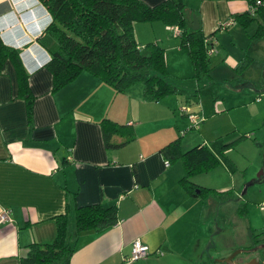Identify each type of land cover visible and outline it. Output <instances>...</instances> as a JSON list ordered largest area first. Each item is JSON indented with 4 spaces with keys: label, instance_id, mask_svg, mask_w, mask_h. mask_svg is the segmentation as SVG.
<instances>
[{
    "label": "crops",
    "instance_id": "crops-1",
    "mask_svg": "<svg viewBox=\"0 0 264 264\" xmlns=\"http://www.w3.org/2000/svg\"><path fill=\"white\" fill-rule=\"evenodd\" d=\"M141 1L155 5L163 0ZM206 1L208 14L214 6L210 18H205L212 20L210 27L216 24L218 9L221 14L229 12L230 18L246 9L244 0L243 6L238 0ZM50 20L38 0H0V41L16 50L33 97L28 121L25 99L6 60L0 72V209L9 210V221L0 224V264H19L28 244L50 242L54 218L64 213L67 240L73 246L69 264H154L149 254L160 246L171 250L169 227L185 223L193 204L199 203L194 199L197 194L179 183L182 165L172 166L171 161L164 166L160 151L174 139L180 144L189 121L186 114H176L178 99L168 97L161 105L159 100L147 101L138 84L115 92L86 71L52 92L46 69L50 55L37 42ZM202 21L201 14V32ZM133 27L138 39L145 27L142 31ZM193 84L195 89L185 97H196L198 83ZM165 113L169 127L163 128ZM102 119L130 125L133 139L106 147L98 124ZM121 139L111 135L108 141ZM93 203L114 204L116 222L75 233L73 209ZM135 238L151 252L125 263Z\"/></svg>",
    "mask_w": 264,
    "mask_h": 264
},
{
    "label": "rangeland",
    "instance_id": "rangeland-1",
    "mask_svg": "<svg viewBox=\"0 0 264 264\" xmlns=\"http://www.w3.org/2000/svg\"><path fill=\"white\" fill-rule=\"evenodd\" d=\"M181 1L185 6V26L191 27L193 19L200 26L202 14L203 35L212 31L215 40L207 61L210 84L199 82L196 97H185L195 89L192 66L184 50L179 48V39L168 33L162 22H134L138 31L145 27L135 40L143 48L148 42L144 38L154 37L149 41H156L164 48L165 67L176 91L160 97V105L168 97L178 99L174 107L177 115L181 114L180 108H187L198 117L196 127L189 128L190 122L184 127L186 131L180 138L182 150L201 142L217 157V163L208 171L192 176L196 186L212 191L197 194L194 199L199 203L193 204L187 221L169 227L167 243L172 245L171 250L160 246L158 253L149 255L154 264H225L223 261L230 255L264 237V210L261 209L264 202V35L251 38L256 17L244 25L232 20L229 12L221 14L218 9L216 24L210 27L208 23L212 20L208 19L214 6L208 14L204 10L206 0ZM240 1L235 2L243 6ZM205 18L208 19L205 21ZM223 24L225 27L217 28ZM243 58L247 63L238 74L233 67ZM167 117L168 113L161 115L163 128L169 127L168 119H163ZM222 143L231 144L224 149ZM174 164L181 167L179 159L172 160L171 165ZM217 191L228 193L220 197ZM249 253L259 255L240 251L234 255L235 261L246 258ZM260 264H264V256Z\"/></svg>",
    "mask_w": 264,
    "mask_h": 264
},
{
    "label": "trees",
    "instance_id": "trees-1",
    "mask_svg": "<svg viewBox=\"0 0 264 264\" xmlns=\"http://www.w3.org/2000/svg\"><path fill=\"white\" fill-rule=\"evenodd\" d=\"M38 1L51 18L37 37V42L50 55L46 69L50 73L52 92L72 81L80 72L86 71L112 87L115 92H123L129 86L140 83L142 96L147 101H157L160 97L173 94L176 87L165 67L164 48L156 41H148L141 48L134 38V22L154 20L162 22L166 31L179 39V48L184 50L192 66L191 78L196 83L210 84L207 61L215 43L214 34L204 36L200 28L192 30L190 26L186 27L184 5L179 1L163 0L155 5H147L141 0ZM244 1L246 9L233 14L231 19L246 25L256 17V28L251 38L263 36L264 0ZM6 60L14 70L18 93L25 99L26 118L29 121L33 97L27 85V74L16 50L0 41V72ZM246 63L247 59L243 58L233 67V71L240 74ZM197 90L194 92L197 93ZM98 124L106 147L121 146L134 137V130L130 125L118 124L108 119H102ZM111 135H118L122 139L111 144L108 141ZM230 144L222 143V148L225 149ZM160 151L168 162L180 160L183 174L179 183L192 195L201 194L204 190L212 191L196 186L191 180L195 174L206 172L217 163V157L206 145L196 144L181 150L179 141L174 139ZM195 188L198 192H195ZM224 192L217 195L227 196L228 192ZM116 211L114 204L76 206L73 209L75 233L113 225L117 220ZM67 219L66 213L56 216L53 239L48 243L28 244L19 264H69L73 246L67 240ZM258 242L260 241L256 243ZM259 256L262 259L264 254Z\"/></svg>",
    "mask_w": 264,
    "mask_h": 264
},
{
    "label": "built area",
    "instance_id": "built-area-1",
    "mask_svg": "<svg viewBox=\"0 0 264 264\" xmlns=\"http://www.w3.org/2000/svg\"><path fill=\"white\" fill-rule=\"evenodd\" d=\"M226 25V24H225ZM225 25H220L217 28L225 27ZM210 52H213L210 51ZM209 52V53H210ZM181 113L186 114L188 117L191 126L197 125L198 117L196 115H192L187 108H180ZM164 166L168 165V161H164ZM261 209L264 210V202L261 204ZM9 221V210L8 209H0V224ZM150 253V250L147 245L143 244L138 238H135L130 244V252L129 255L124 260L125 263H131L137 259L147 256ZM153 253H158L157 249L153 251Z\"/></svg>",
    "mask_w": 264,
    "mask_h": 264
},
{
    "label": "flooded vegetation",
    "instance_id": "flooded-vegetation-1",
    "mask_svg": "<svg viewBox=\"0 0 264 264\" xmlns=\"http://www.w3.org/2000/svg\"><path fill=\"white\" fill-rule=\"evenodd\" d=\"M262 240L263 241H260V242H258L256 244H254L253 246H251V247H249L247 249H242L240 251L241 252H245V253H248V252L256 253V252H258L259 255L261 253L264 254V238H262ZM259 255H256V256H259ZM256 256L250 254L246 258L237 259V261H235V257L236 256H234L229 261H225V262L223 261V263H225V264H255V262L251 261L253 259V260H255L257 262V264H260V260H258V257H256ZM246 262H249V263H246Z\"/></svg>",
    "mask_w": 264,
    "mask_h": 264
},
{
    "label": "water",
    "instance_id": "water-1",
    "mask_svg": "<svg viewBox=\"0 0 264 264\" xmlns=\"http://www.w3.org/2000/svg\"><path fill=\"white\" fill-rule=\"evenodd\" d=\"M197 28H198V23L196 22V20L193 19L192 24H191V29H192V30H195V29H197ZM261 172H262V170H261ZM196 190H197V189H196ZM197 192H198V190H197ZM239 252H240V250L236 251L234 254L230 255V256L228 257V259L225 260V261H229L231 258H233V256H234L235 254H238ZM225 261H224V262H225ZM251 261H253V262H255V264H257V262H256L255 260L252 259ZM246 263H249V262H246Z\"/></svg>",
    "mask_w": 264,
    "mask_h": 264
}]
</instances>
